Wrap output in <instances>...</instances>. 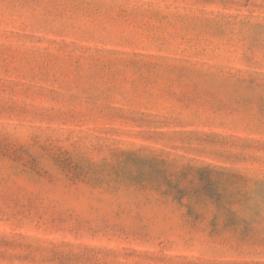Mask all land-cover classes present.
I'll return each instance as SVG.
<instances>
[{
	"label": "rangeland",
	"instance_id": "374dc122",
	"mask_svg": "<svg viewBox=\"0 0 264 264\" xmlns=\"http://www.w3.org/2000/svg\"><path fill=\"white\" fill-rule=\"evenodd\" d=\"M0 264H264V0H0Z\"/></svg>",
	"mask_w": 264,
	"mask_h": 264
}]
</instances>
